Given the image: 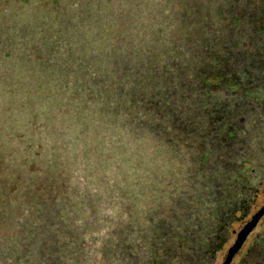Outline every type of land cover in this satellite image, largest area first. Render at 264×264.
Returning <instances> with one entry per match:
<instances>
[{"label":"rangeland","instance_id":"rangeland-1","mask_svg":"<svg viewBox=\"0 0 264 264\" xmlns=\"http://www.w3.org/2000/svg\"><path fill=\"white\" fill-rule=\"evenodd\" d=\"M261 43L264 0H0V264H223L264 204Z\"/></svg>","mask_w":264,"mask_h":264},{"label":"water","instance_id":"water-1","mask_svg":"<svg viewBox=\"0 0 264 264\" xmlns=\"http://www.w3.org/2000/svg\"><path fill=\"white\" fill-rule=\"evenodd\" d=\"M264 212V204L259 208V210L251 217V220L249 222H247L242 229L237 233V237L235 239L234 244L231 246V248H238V246L240 245V243L242 242V240L244 239V237L246 236V234L248 233V231L255 225L256 221L258 220V218L263 214ZM242 233L241 238H239L240 234ZM234 248V250L232 252L228 253V256L226 257L225 261L223 264H228L229 260L231 259L232 255L234 254V252L236 251V249ZM230 251V250H229Z\"/></svg>","mask_w":264,"mask_h":264},{"label":"trees","instance_id":"trees-1","mask_svg":"<svg viewBox=\"0 0 264 264\" xmlns=\"http://www.w3.org/2000/svg\"><path fill=\"white\" fill-rule=\"evenodd\" d=\"M261 44H263L264 45V43H261ZM228 74H230V73H228ZM235 78H236V76H235ZM218 81H220V77H217V82ZM226 83V85H229V84H231V81L230 80H228L227 82H225ZM223 85H224V83H223ZM198 86H200V85H198ZM213 91L211 92V93H207L208 95H209V97H208V99H203L205 102H203L202 101V103L205 105L206 103H207V105L209 104V105H211V106H214V107H217V102H218V100H219V97H218V95H216V93H220V92H222L221 90H222V88L220 87L218 90H216V92H214L215 90L214 89H212ZM203 94V93H202ZM201 94V95H202ZM203 97L202 96H200V95H198L196 98H194L193 100H197L198 102H201V99H202ZM206 106V105H205Z\"/></svg>","mask_w":264,"mask_h":264}]
</instances>
